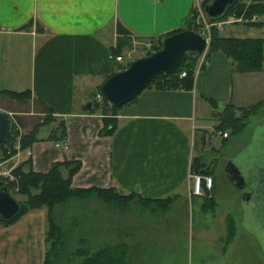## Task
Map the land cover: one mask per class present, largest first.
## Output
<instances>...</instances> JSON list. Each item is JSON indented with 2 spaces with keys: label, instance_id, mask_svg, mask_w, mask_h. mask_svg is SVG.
Returning a JSON list of instances; mask_svg holds the SVG:
<instances>
[{
  "label": "crops",
  "instance_id": "crops-1",
  "mask_svg": "<svg viewBox=\"0 0 264 264\" xmlns=\"http://www.w3.org/2000/svg\"><path fill=\"white\" fill-rule=\"evenodd\" d=\"M195 2L0 0V90H29L25 101L33 110L24 115L29 122L48 112L54 118L38 129L28 149L0 162V168L9 170L30 159L26 171L46 172L52 162L78 161L70 187L133 194L114 204L85 196L58 205L81 203L82 254L109 247L114 262L124 264L141 250L149 253L150 247L160 254L177 251L179 236L183 248L193 208L201 215L205 199L209 197L210 212L216 203L211 194L213 183L221 179L215 170L216 150L228 137V130L221 137L215 129L220 111L226 103L244 107L264 99V65L260 71L235 72L223 53L214 51L204 59L205 50L195 63L190 89L145 87L120 108L113 131L99 134L101 113L84 109V104L96 98L101 82L112 74L116 62L111 51L118 42L123 44L120 54L181 28ZM227 27L219 28L220 35L232 36ZM258 28L264 31V24ZM59 120L65 139H48ZM205 152L211 155L208 161ZM192 158L213 166L206 196L190 193V175L196 173ZM168 198L172 201L166 207L145 203ZM226 215L220 217L217 239L228 228ZM76 221L74 215L68 224ZM44 227L43 207L0 224V264H43Z\"/></svg>",
  "mask_w": 264,
  "mask_h": 264
},
{
  "label": "trees",
  "instance_id": "trees-1",
  "mask_svg": "<svg viewBox=\"0 0 264 264\" xmlns=\"http://www.w3.org/2000/svg\"><path fill=\"white\" fill-rule=\"evenodd\" d=\"M208 0H202L200 8L203 10V6ZM257 16L260 19L251 21L252 16ZM232 16L235 19L239 18L243 20V24L246 27H262L264 24V0H235L229 5L222 16L215 19H208L209 23L215 21H222L225 17ZM198 12L192 8L188 17L184 20L183 26L175 31L168 32L158 37L155 41H151V49L146 51L144 55H147L152 50L159 48L161 39L173 32L191 29L198 32L199 24L197 23ZM30 25V23H29ZM27 25V26H29ZM26 27V26H25ZM119 28V27H118ZM38 30L42 28L38 26ZM123 44L119 43L116 48L111 51L114 55H117ZM214 51H220L228 58L232 64V69L235 72H255L260 71L264 65V37H236V36H222L219 34V30L216 26L210 24L208 26V43L204 53V59ZM200 54L183 53L181 56L180 65L172 72L165 74H157L148 82L145 87L153 86L157 89H175L183 88L190 89L193 81V70L195 67L196 58ZM184 71L183 76H179V73ZM107 77V76H106ZM105 77V78H106ZM100 93V90H99ZM101 94V93H100ZM0 95L8 96L15 100L28 99L30 94L29 90L20 92L10 90H0ZM135 96L128 102L132 101ZM208 103L214 107L215 102L213 99L205 97ZM126 102V103H128ZM264 105V99L254 104L244 107H236L231 103L224 104L222 110L218 116V122L215 126L216 130L223 132L229 130L233 135L239 134L245 125V120L251 113H254L259 107ZM122 106V105H121ZM121 106H111L101 95L100 104L91 102L88 111H95L99 108L101 112L102 126L99 130V134H110L116 124L115 114L116 110ZM237 111L238 114H235ZM54 120L50 112L45 114L42 118L34 124L33 128L28 132H23L19 136V148H14L12 144L13 134L15 128L12 123L11 135L3 147L0 148V162L8 160L15 155L17 150L28 149L31 144L36 140L38 129L46 126ZM48 139L54 141H62L65 139V127L64 122L59 120L54 129H51L47 135ZM30 159L20 162L17 166L11 169V173L15 178V181H8L0 178L4 181L11 192L15 190L16 193L23 195L24 200L20 201V212L12 220L2 221L0 224H8L14 222L20 215L27 213L29 210L37 208H45V227H44V243L47 247L44 251L43 264H53L54 261L50 258V253L55 250V246L62 243V238L65 235L61 226L55 221L56 217L53 215L54 206L63 205L71 199L82 198L85 196H94L99 200L107 203H119L128 197H133L130 194L126 197L119 196L112 188H72L70 187V178L72 174L79 168L80 163L78 161H55L52 162L46 172H35L31 169L26 171L24 166H29ZM193 172L199 173H212V164L205 165L199 162L198 158H192L190 164ZM12 193V192H11ZM141 199V198H139ZM169 199V198H168ZM148 200V199H144ZM166 199H153L154 202H167ZM166 207V206H165ZM163 209V208H162ZM233 231V224L230 220L227 228V237H231ZM110 248L103 247L98 248L91 253L82 254L84 257L78 264H120V262H114L113 257H110ZM76 253H81L75 250Z\"/></svg>",
  "mask_w": 264,
  "mask_h": 264
},
{
  "label": "rangeland",
  "instance_id": "rangeland-1",
  "mask_svg": "<svg viewBox=\"0 0 264 264\" xmlns=\"http://www.w3.org/2000/svg\"><path fill=\"white\" fill-rule=\"evenodd\" d=\"M201 2L202 0H196L193 7L198 12V32H204L205 34H208V26L210 24L216 26L218 30L219 28H223V26L226 25L228 26L227 29L230 27V32L228 33H230L229 35L232 36L264 37V31L262 28H246L243 24V20L239 18L235 19L232 16H227L224 18V20H222L227 21L228 23H219L218 25L216 24L217 21L209 23L203 10L200 8ZM259 19V17L254 15L250 18L251 21H256ZM221 34H223V32H221ZM125 51L130 52L129 62L137 57L144 56L146 53L143 44L130 47ZM197 61L198 57L196 58L195 63ZM119 69V65L114 63L113 72H116ZM97 90L99 93V87ZM92 93L93 90H90V95ZM25 100L27 99L15 100L8 96L0 95V109L4 111L9 110L11 112L10 114L13 116L14 122L12 123L15 128V133L12 136V144L16 143V138H18L21 133L30 131L34 124L37 123L41 117L34 116L31 122H29L30 120L28 121V119H25L26 116L24 115H26V113H30L33 110L31 106H28ZM93 101L97 104H100V101L96 98L91 99L90 103ZM128 103L123 104L120 108ZM120 108L116 110V114L119 112ZM95 111L101 113L99 108ZM235 114H238L237 111H235ZM261 127H264V105L259 107L254 113H251L248 116V118L245 120L243 130L239 134L233 135L228 130L227 139H225V142L217 147L216 155L218 156L219 162L216 164L215 170L217 171L216 175H221V179L213 183L212 187L211 194L216 202L214 205V210L213 212H210V201L208 200L209 197L205 199V205L202 206L204 210H202L201 215L198 209L195 207L193 208V221L192 225L190 222L187 223V233L185 235V239H183V248L182 238L179 236L180 240L177 243V251H169L170 253L162 252L160 254L154 251L156 250L155 248L152 249L150 247L149 253L143 252L141 250L138 255H134V259H127L126 263L124 264H264V257L260 252V244L258 243L260 242L259 236L263 237L261 232L259 233V224L258 222H256L257 225L254 223L249 224L248 222H242L241 216L245 206L241 200L240 193L225 179V177H223L224 175L222 172V162L224 160L233 159V157L235 158L236 154L243 153L246 149V145L249 144V142L253 141V143H257L259 141L261 134L258 132L262 129ZM205 153V160L208 161L211 158V155L208 152ZM1 162L3 163V161ZM202 164H204V166L206 165V163ZM11 169H9V171H11ZM197 174L211 176V174L207 173L202 174L198 172ZM212 177L213 176H211V178ZM0 178L8 180L7 178L1 176ZM11 192L16 200H24V196L16 193L15 190H11ZM202 195L206 196L207 194L203 193ZM171 201L172 198L168 199V201L164 203L159 201H145V203L155 204V206L159 204L160 206H167L169 203H171ZM79 202H71L62 208L56 205L53 208V215L55 217L57 216L55 221L61 226L65 234L61 243L63 245H56L55 250L50 253V258L52 261H54L53 264H78L84 257L82 255L83 244L82 242H79L84 236L82 225V207L81 203ZM43 209L45 210L44 207ZM224 214H227L226 217L228 218L229 223L230 220L232 221L233 235L228 238L227 229H225L222 237L217 239V235L221 233L217 226H220V217H222ZM74 215H76L77 221L74 225L70 226L68 222ZM197 227L198 230H196ZM45 245L46 243L44 244V248H46ZM170 246H174L173 243H171ZM75 250L79 251L81 255L76 253ZM157 256L161 258H158Z\"/></svg>",
  "mask_w": 264,
  "mask_h": 264
},
{
  "label": "water",
  "instance_id": "water-1",
  "mask_svg": "<svg viewBox=\"0 0 264 264\" xmlns=\"http://www.w3.org/2000/svg\"><path fill=\"white\" fill-rule=\"evenodd\" d=\"M235 0H208L203 6L207 19L219 18ZM208 34L191 29L173 32L161 39L159 48L147 55L131 60L125 67L108 75L99 86L100 93L111 106H121L136 96L157 74H165L177 69L183 53L201 54L207 48ZM90 102L84 104V109ZM13 116L0 109V148L5 145L12 130ZM222 172L225 179L244 199V178L235 158L223 162ZM20 201L9 191L6 183L0 181V220H12L20 212ZM260 246L264 249V239ZM47 247V245H45Z\"/></svg>",
  "mask_w": 264,
  "mask_h": 264
},
{
  "label": "flooded vegetation",
  "instance_id": "flooded-vegetation-1",
  "mask_svg": "<svg viewBox=\"0 0 264 264\" xmlns=\"http://www.w3.org/2000/svg\"><path fill=\"white\" fill-rule=\"evenodd\" d=\"M258 133L261 134L259 141L249 142L243 153L236 154L235 164L245 182L243 186L245 208L241 219L242 222L249 224L258 222L259 233L263 235V237L259 236L260 244L261 238L264 239V127ZM260 252L264 257V249L261 246Z\"/></svg>",
  "mask_w": 264,
  "mask_h": 264
},
{
  "label": "built area",
  "instance_id": "built-area-1",
  "mask_svg": "<svg viewBox=\"0 0 264 264\" xmlns=\"http://www.w3.org/2000/svg\"><path fill=\"white\" fill-rule=\"evenodd\" d=\"M216 24L218 25L219 23L216 22ZM144 46V49L146 51H149L151 49V42L147 41L142 43ZM111 59L116 62L120 69L125 67L128 63H129V58H130V52L129 51H125L124 53H120L117 55H112L110 56ZM184 75V71H181L179 73V76H183ZM96 99L100 101L101 99V94L97 93L95 95ZM218 134L221 137H226L227 133L225 131L223 132H218ZM14 148L18 149L19 148V137L16 138V143L14 144ZM0 176L7 178L9 181H15V178L13 177V174L6 169H0ZM191 180H192V187H191V191L190 193L195 194V195H202L203 194V190H210L211 186H212V178L209 175H200L197 173H193L190 175Z\"/></svg>",
  "mask_w": 264,
  "mask_h": 264
}]
</instances>
